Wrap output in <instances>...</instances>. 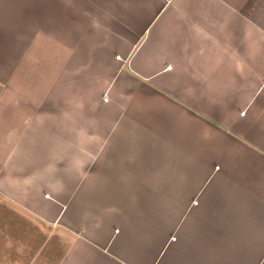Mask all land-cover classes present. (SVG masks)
Listing matches in <instances>:
<instances>
[{
    "label": "crops",
    "instance_id": "crops-1",
    "mask_svg": "<svg viewBox=\"0 0 264 264\" xmlns=\"http://www.w3.org/2000/svg\"><path fill=\"white\" fill-rule=\"evenodd\" d=\"M0 201V264L49 230L56 264H264V0H0Z\"/></svg>",
    "mask_w": 264,
    "mask_h": 264
},
{
    "label": "rangeland",
    "instance_id": "rangeland-1",
    "mask_svg": "<svg viewBox=\"0 0 264 264\" xmlns=\"http://www.w3.org/2000/svg\"><path fill=\"white\" fill-rule=\"evenodd\" d=\"M10 210L9 208L4 205L1 201H0V215H10ZM33 224H30V223H20V225H17L15 226L14 228H12V230L14 232H17L18 230L15 231V228H18L20 227L22 230H25V231H34V225L32 226ZM48 230H49V227H47ZM28 229V230H26ZM51 229V228H50ZM48 236L47 239L45 240L46 237L42 238L41 240H39L38 242H40V248L38 249L37 251V254L35 256H33L34 258H32V255H31V258H30V262L28 264H56L57 260L59 259V256L61 254V246L54 240L55 238L53 239H50L51 235H52V232H50V230L48 231ZM53 235H56V234H53ZM32 237V239H22L20 242H21V246L24 247L25 251L26 249L28 248V246L32 243V241H34L35 239H33V236H30ZM37 241V240H35ZM64 245H65V242L63 241ZM22 252V250H21ZM29 254H31V246L29 248V251H28ZM25 253H21V257L18 258L17 261L21 260V262L19 263H14V264H24L22 262V259L24 258H27L24 256ZM13 264V263H11Z\"/></svg>",
    "mask_w": 264,
    "mask_h": 264
}]
</instances>
